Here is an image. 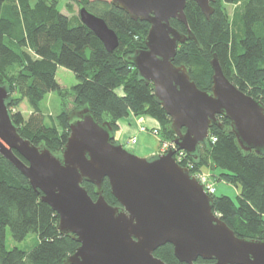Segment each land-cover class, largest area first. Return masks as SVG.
<instances>
[{"label":"trees","instance_id":"trees-1","mask_svg":"<svg viewBox=\"0 0 264 264\" xmlns=\"http://www.w3.org/2000/svg\"><path fill=\"white\" fill-rule=\"evenodd\" d=\"M71 3L101 17L118 36L116 48L107 51L78 14H63L60 0H36L33 4L28 0H0V85L11 92L7 108L18 133L59 154L69 135L67 114L87 106L98 122L109 118L115 133L113 141H117L119 119L129 112L154 118L159 124L160 141H173L171 119L155 100L152 83L139 78L128 60L135 50L145 47L148 22L131 19L110 0H66L68 12H73ZM210 4L213 11L207 18L194 1H186L187 26L195 40L179 43L173 63L185 65L197 87L209 90L210 60L215 54L224 75L264 105V0H214ZM228 4L235 5L231 15ZM170 23L186 33L187 26L177 19H170ZM58 66L74 74L76 83L70 89L57 82ZM50 91H57L63 108L48 125L39 104ZM23 100L31 109L26 117L16 109ZM217 120L223 127H210L207 146H200L197 158L187 153L185 158L197 170L219 169V180L239 188L235 201L227 195L209 194L212 210L236 235L263 239L264 157L253 151L243 152L228 130V119L217 115ZM212 135L216 137L214 142L210 140ZM82 185L96 198L92 183L83 181ZM109 191L104 178L102 194L109 204L117 205ZM40 196L41 192L0 154V264H64L79 246L70 235L59 232L57 213ZM7 229L14 241L35 232L38 242L29 250L17 246L8 249ZM153 254L166 264H186L174 256L169 243ZM197 262L204 260L198 258Z\"/></svg>","mask_w":264,"mask_h":264},{"label":"water","instance_id":"water-1","mask_svg":"<svg viewBox=\"0 0 264 264\" xmlns=\"http://www.w3.org/2000/svg\"><path fill=\"white\" fill-rule=\"evenodd\" d=\"M110 1L131 19L149 24L145 47L128 60L139 78L152 83L155 100L171 119L176 149L196 159L200 146H207L210 127H223L217 120L221 115L228 119V130L243 152L264 157L261 100L237 88L215 54L210 60L209 90L197 87L185 65L173 63L179 43L195 40L184 13L187 0ZM192 1L208 18L214 0ZM78 16L107 51L116 48L118 36L101 17L84 6ZM172 18L187 26L186 33L171 25ZM10 97V90L0 85V154L57 213L59 232L79 243L64 264H166L153 254L166 243L186 264H264V238L236 235L213 212L203 185L174 160V150L140 157L113 141L109 118L98 122L84 106L67 114L69 135L60 153L54 154L18 133L7 108ZM104 178L117 205L102 194ZM83 181L95 186L96 198Z\"/></svg>","mask_w":264,"mask_h":264},{"label":"rangeland","instance_id":"rangeland-1","mask_svg":"<svg viewBox=\"0 0 264 264\" xmlns=\"http://www.w3.org/2000/svg\"><path fill=\"white\" fill-rule=\"evenodd\" d=\"M28 1L30 4H33V3H35L36 0H28ZM64 3H66V0H60L61 12L63 14H65L67 16H72L73 14H78L79 6L77 4L71 3L73 6V12H68L64 6ZM226 7L228 9L229 14L231 15L233 12V9L235 8V5L228 4V5H226ZM55 77H56L57 82L62 87H65L67 89H70L71 86L76 83V78H75L74 74L72 73V71H70L69 69L62 67V66L57 67ZM15 94L19 95L18 93H15ZM65 100L71 105L72 102L70 101L71 100L70 97H67ZM39 106H40L41 112L44 116V122L49 125L52 123V120H56L57 115L60 113V111L63 108V103H62V99L58 95L57 91H50V92L46 93L45 96L42 98ZM16 109H19L25 117L31 111L29 105L26 103L25 100H23L16 107ZM130 113L133 114L132 112H129V114ZM128 115L122 117L121 119L129 117ZM134 116H141V115H134ZM157 128H159V124H158ZM141 129L147 130V128L144 126H141ZM149 129L152 133H155L154 132L155 128H149ZM116 134H117L116 136H118V133H116ZM155 134H152V136L156 139V140L154 139V142H157L158 138L160 141V137L158 135H155ZM133 139L134 138L130 139L131 141L127 140V141L120 142V143L128 151H130V152H132V153H134L140 157H146V158L150 157L148 155L140 154L136 150H134V143H132ZM163 143L164 142L160 141L158 153H156V154L164 153V152H162L164 150ZM153 155H155V154H153ZM218 171H219V169H212L210 167L209 168L204 167V169H202V172L204 174H206L207 176H209L212 179V181L214 182L216 195H227L235 201L239 188L232 183H227V182H224L223 180H219L217 178ZM37 242H38V236L35 232L28 233L23 240L17 242V241H14L12 239V237L10 235V231L8 229L6 231L5 245L8 249H10L14 246H17L21 249L29 250L33 246H35L37 244Z\"/></svg>","mask_w":264,"mask_h":264},{"label":"crops","instance_id":"crops-1","mask_svg":"<svg viewBox=\"0 0 264 264\" xmlns=\"http://www.w3.org/2000/svg\"><path fill=\"white\" fill-rule=\"evenodd\" d=\"M128 116L129 117L123 119L120 118L118 121L119 129L116 132L118 133L117 141H131L130 139L134 138L135 141L132 143H134V150L138 153L148 156L158 153L160 145L159 138L157 139V142H154L155 138L152 134L155 133H152L149 129L156 128L158 126V122L148 115L134 116L130 113ZM141 126L146 127L147 130H142Z\"/></svg>","mask_w":264,"mask_h":264},{"label":"built area","instance_id":"built-area-1","mask_svg":"<svg viewBox=\"0 0 264 264\" xmlns=\"http://www.w3.org/2000/svg\"><path fill=\"white\" fill-rule=\"evenodd\" d=\"M154 132L157 134L158 132L157 127L154 129ZM210 140L211 142H214L216 141V137L212 135L210 136ZM132 141H135V139H133ZM163 146H164V150L162 152H165L168 149H172L175 151L173 154L174 160L181 166L187 168L189 172L190 170H192L190 172L191 175L195 177L203 185L204 191L207 194H213L215 192V186L212 179L206 174H204L202 170L194 169L192 162L185 158L186 152L184 150H177L176 145L172 141H164Z\"/></svg>","mask_w":264,"mask_h":264},{"label":"bare ground","instance_id":"bare-ground-1","mask_svg":"<svg viewBox=\"0 0 264 264\" xmlns=\"http://www.w3.org/2000/svg\"><path fill=\"white\" fill-rule=\"evenodd\" d=\"M110 192V191H109Z\"/></svg>","mask_w":264,"mask_h":264}]
</instances>
